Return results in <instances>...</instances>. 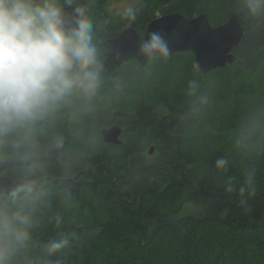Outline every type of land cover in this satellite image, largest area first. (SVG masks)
<instances>
[{
	"label": "trees",
	"instance_id": "1",
	"mask_svg": "<svg viewBox=\"0 0 264 264\" xmlns=\"http://www.w3.org/2000/svg\"><path fill=\"white\" fill-rule=\"evenodd\" d=\"M115 1L119 0H78L79 5L88 8L91 21H97L104 42L118 37L128 27L143 37L149 23L157 18V11L161 16L180 13L189 18L207 14L213 26H220L237 14L245 35L234 50L236 61L232 65L203 74L195 67L192 52L165 58L187 55L188 63L203 85L219 84L223 80L232 90L230 98L237 75L243 73L248 98L264 101V20L244 19L238 13V6L230 2L227 6L232 9L227 7L226 18H222L217 14L219 0H202L203 4L192 15L165 10L174 0H143L136 8L122 12L116 11ZM160 57L164 56L153 55L146 67L132 60L119 68L135 63L145 69ZM104 59L103 47L102 62ZM103 72L106 76L113 73L104 69ZM209 88L206 87L207 93ZM214 90L227 96L225 89ZM203 99L201 95L184 102L142 97L131 108H103L92 101L86 108L76 105L44 121L35 135V160L22 162L10 152L4 160L3 175L15 181L35 177L41 183L38 190H57L65 197L85 193L103 208L91 218L66 217L59 227L49 222L34 224L27 255L32 259H46L43 246L65 232L75 233V239L71 249L59 256L62 264H133V252L149 249L158 236L171 231H176L187 245L194 244L198 234L209 226L238 233L239 237L249 232L264 233V166L261 165L264 163L245 170L244 173L254 170L251 185L242 175L231 179L234 190L226 191L229 180L222 176L240 173L250 160H246L241 147L237 151L230 149L217 137L212 144L198 148L197 142L204 140L201 128L192 125L190 114L196 115ZM116 125L124 129L122 145L106 144L102 129ZM254 140L247 147L253 155L256 154ZM152 147L155 151L151 155ZM260 151L263 155V150ZM222 156L230 160L226 171L215 168V161ZM33 163L39 166L36 175L27 176L26 169ZM174 245H178L175 240ZM208 246L210 249L200 252L206 264L233 263L228 261L226 249L221 248L225 245L210 241ZM247 246L243 242L237 252L241 254ZM248 247L261 254V248ZM106 249L116 251L110 260L103 257ZM179 257L183 258V254Z\"/></svg>",
	"mask_w": 264,
	"mask_h": 264
},
{
	"label": "clouds",
	"instance_id": "2",
	"mask_svg": "<svg viewBox=\"0 0 264 264\" xmlns=\"http://www.w3.org/2000/svg\"><path fill=\"white\" fill-rule=\"evenodd\" d=\"M238 13L247 20H264V0H238ZM94 32L89 10L78 0H0V161L10 152L22 162L34 161L38 125L63 109L86 108L96 97L103 65ZM141 48L146 54H169L159 32ZM189 89V95L196 93L194 81ZM241 143L237 140L235 146ZM229 164L222 156L215 168L226 171ZM38 167L30 165L27 176L36 175ZM253 179L254 170L246 174V183ZM233 190L230 179L226 191ZM43 196L32 179L0 195V264H62L59 256L71 249L75 233L48 240L43 246L46 259L27 255ZM55 220L59 227L61 217Z\"/></svg>",
	"mask_w": 264,
	"mask_h": 264
},
{
	"label": "rangeland",
	"instance_id": "3",
	"mask_svg": "<svg viewBox=\"0 0 264 264\" xmlns=\"http://www.w3.org/2000/svg\"><path fill=\"white\" fill-rule=\"evenodd\" d=\"M142 1L119 0L115 1L113 6L117 12H122L136 8ZM149 1L154 2V0ZM229 2L236 7L238 6V0H219L218 2L217 14L222 18H226L228 12L226 8L229 7L227 6ZM200 4H203L202 0H174L164 9L180 10L192 15L194 11L200 8ZM236 7L233 8L236 9ZM229 9L232 8L229 7ZM218 15L215 14L217 18H221ZM156 16L160 17L161 13L157 11ZM96 22V20L92 22L95 30V42L102 51L104 41L99 34ZM189 59L187 55L171 58L160 57L156 58L145 69H140L135 63H129L115 72H111L112 74L108 75L109 77L103 72L101 87L92 101L101 106L103 105V108L112 106L131 108L142 97L149 99L174 98L178 102H184L201 95L204 97L203 106L197 109L196 115H194L195 112L190 114L192 125L195 127L197 124L201 128V136L204 140L197 142L198 148L212 144L215 141L214 138L217 137V139L220 138L224 142L226 147L234 148L237 151L239 147L235 146V142L240 140L242 142L240 146L242 154L247 156L246 160H250V163L240 173L226 174L222 178L230 180L241 178L242 175L246 177L245 170L255 167L258 163H264V134H262L264 132V101L248 98V92L244 85L246 76L243 73L238 74L236 77V84L231 98L228 95L232 90L223 80L219 84L204 86L188 63ZM237 68L241 69V67ZM261 75L260 72L256 77L257 82H259ZM190 81H194L196 85L194 95H189ZM206 87H210L208 93ZM214 88L225 89L224 93L227 96H221L219 90L216 91ZM64 111H69V109L66 108L59 112L63 113ZM59 112L56 114L59 115ZM41 124L38 125L37 129ZM253 129L255 132L251 134ZM257 137L259 138L255 139ZM253 140L254 149L256 150L255 155L251 154L250 149L247 150ZM259 149L263 150V155H261L262 152ZM261 165L264 166V164ZM43 192L42 202L40 201L37 207L39 212L37 211L34 216V224L40 225L42 222L56 223L55 217L57 215L61 217V220L75 215L79 219L91 218L103 208L98 207V203L93 202L92 198H89L85 193L65 197L57 190L47 189ZM240 236L242 237H239L238 233H226L209 226L198 234L197 239L193 241L194 244L189 243L187 245L183 243L184 238L180 237L176 231H171L158 236L149 249L133 252L131 258L133 264H206L205 258L200 252L210 249L208 245L212 241L217 243L218 246L225 245L221 248L226 249V257L229 262L233 261L232 264H264V233L249 232ZM174 240L178 245H174ZM243 242L248 246L261 248V254L259 251H252L248 246L244 247L241 254H239L237 252L238 245L243 244ZM180 253L183 254V258L179 257ZM115 254V250L106 249L103 257L110 260ZM197 255L200 258H196Z\"/></svg>",
	"mask_w": 264,
	"mask_h": 264
},
{
	"label": "water",
	"instance_id": "4",
	"mask_svg": "<svg viewBox=\"0 0 264 264\" xmlns=\"http://www.w3.org/2000/svg\"><path fill=\"white\" fill-rule=\"evenodd\" d=\"M72 7L66 8L69 14ZM159 32L168 43L169 54L161 55L158 52L146 54L142 51V42L147 41L152 33ZM245 29L239 16L233 14L226 23L213 26L207 14L189 18L180 13H173L157 17L147 26L144 36L128 27L118 37L107 39L104 42L105 59L103 69L108 73L113 72L123 64L136 60L142 67H146L153 55L169 57L180 52H192L195 56L194 65L203 73L226 68L236 61L234 50L242 42ZM102 139L106 144L122 145L124 129L119 126L106 127L101 131ZM155 148L150 149L152 155ZM6 163L0 161V195H6L25 179L41 183L35 177H27L14 181L11 177L3 175Z\"/></svg>",
	"mask_w": 264,
	"mask_h": 264
},
{
	"label": "bare ground",
	"instance_id": "5",
	"mask_svg": "<svg viewBox=\"0 0 264 264\" xmlns=\"http://www.w3.org/2000/svg\"><path fill=\"white\" fill-rule=\"evenodd\" d=\"M13 179V178H12ZM14 180V179H13ZM19 180H21V179H19ZM19 180H16V181H19ZM15 181V180H14Z\"/></svg>",
	"mask_w": 264,
	"mask_h": 264
}]
</instances>
